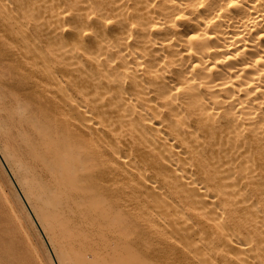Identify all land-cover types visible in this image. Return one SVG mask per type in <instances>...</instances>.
Wrapping results in <instances>:
<instances>
[{"label": "bare ground", "instance_id": "bare-ground-1", "mask_svg": "<svg viewBox=\"0 0 264 264\" xmlns=\"http://www.w3.org/2000/svg\"><path fill=\"white\" fill-rule=\"evenodd\" d=\"M0 162L56 264H262L264 0H0Z\"/></svg>", "mask_w": 264, "mask_h": 264}, {"label": "rangeland", "instance_id": "rangeland-1", "mask_svg": "<svg viewBox=\"0 0 264 264\" xmlns=\"http://www.w3.org/2000/svg\"><path fill=\"white\" fill-rule=\"evenodd\" d=\"M60 66H62V64L58 63V68H60ZM58 74H60V69L58 70ZM65 79L69 80V78L66 76L64 77V80ZM64 83H65L64 86L67 87V89L69 90L67 91L69 93L71 94L78 93V91H76V85L74 84L73 81L69 80V82L67 83L64 82ZM96 118L100 119L98 116ZM96 118H94V120ZM97 119L95 121L97 123L99 121L100 123L102 122L101 125L103 124V126L109 123V122L104 123L105 122L104 120H103L104 122L102 120L97 121ZM129 152L130 150H128L126 153L130 154ZM129 156H131V154ZM1 164L2 163L0 162V168H1L0 169V264H56L53 255L51 254L50 251H48L50 250V248H48L49 246L47 245L46 242L45 245L42 242L45 240L41 232H39L40 231L39 227H37L31 216L28 217L30 218L29 221H31L32 219L33 222L32 221L31 222L33 225H31V223L26 218L27 215H29V213H27L28 210L26 211L27 214L25 213V208L27 207H25V204L22 207L21 204H23L24 202L21 199H19L20 197H18L19 195L17 196L16 188L13 187L14 185H12L10 182L11 175L6 174L7 171L2 166L3 164L2 165ZM2 167L4 168V170ZM4 172L5 174H3ZM6 175L8 178L6 177ZM8 182L10 183V185ZM11 189L14 194H12ZM13 190L16 192H14ZM15 196L18 197L17 199L19 200L15 199ZM4 199L6 200V202ZM34 224L36 226H34ZM38 232L40 234H38ZM40 237H42L43 239ZM47 252H49L50 254ZM51 258L52 260L50 261ZM256 259L255 261L257 262L260 260L258 263L261 262L262 264H264L263 261L264 253H262L261 255L259 254V256Z\"/></svg>", "mask_w": 264, "mask_h": 264}]
</instances>
